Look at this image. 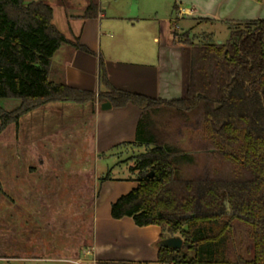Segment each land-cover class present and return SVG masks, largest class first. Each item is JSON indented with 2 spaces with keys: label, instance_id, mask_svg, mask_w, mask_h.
I'll return each mask as SVG.
<instances>
[{
  "label": "trees",
  "instance_id": "obj_1",
  "mask_svg": "<svg viewBox=\"0 0 264 264\" xmlns=\"http://www.w3.org/2000/svg\"><path fill=\"white\" fill-rule=\"evenodd\" d=\"M97 15L90 4L85 16ZM53 21L45 1L0 0V100L18 102L0 105V134L51 103L132 104L141 111L135 142L115 148L144 151L128 158L137 186L111 217L182 239L180 249L159 248L157 264H264V19L227 23L226 43L175 28L174 43L192 49L187 96L175 100L114 88L102 58L97 92L68 86L58 51L92 52Z\"/></svg>",
  "mask_w": 264,
  "mask_h": 264
},
{
  "label": "rangeland",
  "instance_id": "obj_2",
  "mask_svg": "<svg viewBox=\"0 0 264 264\" xmlns=\"http://www.w3.org/2000/svg\"><path fill=\"white\" fill-rule=\"evenodd\" d=\"M172 8V0H160L149 11L162 17ZM79 22L53 21L64 31ZM180 25L194 42L202 35L216 43L231 39L227 23ZM0 105L11 110L18 102ZM44 107L22 117L18 129L12 124L0 134V264H87L96 227L99 238L110 240L122 231L111 206L132 190L134 164L127 160L144 149L113 147L98 154L90 106ZM107 220L111 223L104 224Z\"/></svg>",
  "mask_w": 264,
  "mask_h": 264
},
{
  "label": "crops",
  "instance_id": "obj_3",
  "mask_svg": "<svg viewBox=\"0 0 264 264\" xmlns=\"http://www.w3.org/2000/svg\"><path fill=\"white\" fill-rule=\"evenodd\" d=\"M42 1L53 8L54 20L80 21L69 24L65 31L54 25L68 40L76 39L92 52L73 51L67 46L58 51L55 66L68 86L97 92L99 60L102 58L114 88L156 100L187 96L192 49L189 45L174 43L175 28L188 31L181 27L180 21L191 29L204 20L207 23H229L264 19V1L255 0H172L170 15L162 17L157 11H149V7L160 0ZM92 3L98 6V15L87 18L86 10ZM57 56L59 61L55 60ZM102 104L97 101L81 104L90 106L94 118L96 153L135 142L140 109L129 104L104 111ZM136 186L134 182L132 189ZM109 222L107 220L104 224ZM117 224L122 231L117 235L113 233L111 240L109 237L99 238L100 231L96 227V240L92 241L89 259L84 261L87 264H157L161 228H140L131 218H124Z\"/></svg>",
  "mask_w": 264,
  "mask_h": 264
},
{
  "label": "water",
  "instance_id": "obj_4",
  "mask_svg": "<svg viewBox=\"0 0 264 264\" xmlns=\"http://www.w3.org/2000/svg\"><path fill=\"white\" fill-rule=\"evenodd\" d=\"M112 105L110 102L106 101L102 104L101 109L106 111L110 110ZM227 212H230L229 204L227 203ZM183 245V241L180 237H170L164 239L160 242L159 248H169V249H180Z\"/></svg>",
  "mask_w": 264,
  "mask_h": 264
},
{
  "label": "built area",
  "instance_id": "obj_5",
  "mask_svg": "<svg viewBox=\"0 0 264 264\" xmlns=\"http://www.w3.org/2000/svg\"><path fill=\"white\" fill-rule=\"evenodd\" d=\"M90 254V253H89Z\"/></svg>",
  "mask_w": 264,
  "mask_h": 264
}]
</instances>
